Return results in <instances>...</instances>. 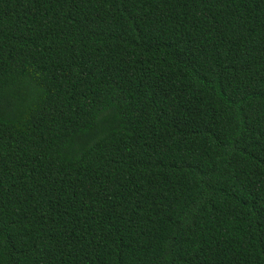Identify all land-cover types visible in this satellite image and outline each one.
Instances as JSON below:
<instances>
[{
  "label": "trees",
  "instance_id": "obj_1",
  "mask_svg": "<svg viewBox=\"0 0 264 264\" xmlns=\"http://www.w3.org/2000/svg\"><path fill=\"white\" fill-rule=\"evenodd\" d=\"M0 264H264V0H0Z\"/></svg>",
  "mask_w": 264,
  "mask_h": 264
}]
</instances>
